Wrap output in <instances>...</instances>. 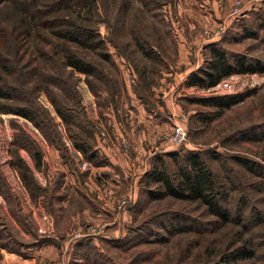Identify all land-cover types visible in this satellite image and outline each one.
Segmentation results:
<instances>
[{"label":"rangeland","instance_id":"obj_1","mask_svg":"<svg viewBox=\"0 0 264 264\" xmlns=\"http://www.w3.org/2000/svg\"><path fill=\"white\" fill-rule=\"evenodd\" d=\"M251 1L240 16L232 14L237 0H95L91 11L56 6V15L88 19L96 41L104 42L86 48L42 25L53 15L32 24L18 7L22 0H0V84L12 95L0 99V264H217L245 241L256 255L236 264H264V73L232 74L211 87L169 75L183 60L194 72L205 67L215 45L231 60L264 63V0ZM139 42L159 59L146 57ZM66 52L94 72L67 64ZM170 82L176 90L168 109ZM239 93L245 100L220 114L202 102ZM137 103L166 129L149 148L136 186L131 180L114 185L123 172L102 153L103 139L124 149L107 112L124 116ZM19 108L31 110L41 128L16 113ZM181 123L188 139L174 145L169 135ZM83 141L95 159L77 148ZM174 151L203 153L230 193L229 224L199 202L149 198L155 185H147L145 174L160 156L175 171ZM237 157L251 161L253 170ZM26 166L31 189L21 177ZM178 218L183 227H176Z\"/></svg>","mask_w":264,"mask_h":264},{"label":"trees","instance_id":"obj_2","mask_svg":"<svg viewBox=\"0 0 264 264\" xmlns=\"http://www.w3.org/2000/svg\"><path fill=\"white\" fill-rule=\"evenodd\" d=\"M3 0H1L2 2ZM52 1V2H47ZM22 0L18 7L24 10L26 17L34 24L35 20L50 17L53 21L50 23L42 22L43 26L52 24V33L55 37L76 43L86 48L102 47L104 42L96 41L97 34L90 25L88 19L82 20L79 16H71L65 18L63 15H56L58 6L59 9H72L73 5L87 6L91 11L93 9L95 0ZM30 9L29 7H31ZM29 22V21H28ZM29 33V32H28ZM27 33V34H28ZM138 46L144 55L148 58L159 59V55L151 49H148L144 43L139 42ZM67 53V64L84 73H93V67L79 59L73 54ZM105 55V54H104ZM106 56V55H105ZM108 57V55H107ZM244 73H264V63L255 61L247 57H237L231 60L228 54L222 49L215 47L211 51V57L207 61L205 67L193 72L189 80L188 86L211 87L217 85L224 78L232 74ZM246 96L239 93L235 95L213 96L202 99L204 105L218 108L219 114L225 109H229L245 100ZM0 99H12V95L0 84ZM16 113L26 118L35 121L36 125L41 128V123L37 122L33 117L31 110L26 108H19L15 110ZM60 115L66 120L72 118L71 115L66 114L59 108ZM53 141V140H52ZM77 148L82 150L90 157L95 159L96 154L91 151V146L86 142H78ZM213 158L216 153L210 152ZM38 165L42 163V154L38 150L34 153ZM173 159L176 163V169L172 173L162 156L154 160L153 167L145 174L147 185L154 184L155 187L148 190L149 198L152 200H160L166 197H173L178 200L199 202L205 207L207 213L216 217L217 221L223 225H227L232 221V212L229 208L230 193L225 184L217 178L213 170L203 158L202 152L189 151L180 154L178 151L172 153ZM237 161L242 163L245 167L253 170L251 161L237 157ZM26 171L21 170V177L24 183L31 189L34 184L32 174L26 166ZM176 227L182 226V221L178 218L175 223ZM178 225V226H177ZM248 241L242 246L233 249L231 252L224 254L220 262L217 264H236L239 261L254 258L256 250L247 247Z\"/></svg>","mask_w":264,"mask_h":264},{"label":"crops","instance_id":"obj_3","mask_svg":"<svg viewBox=\"0 0 264 264\" xmlns=\"http://www.w3.org/2000/svg\"><path fill=\"white\" fill-rule=\"evenodd\" d=\"M215 3L216 1L213 5L214 9L217 11ZM181 43L184 45L186 40ZM197 63L195 62V64ZM193 68L192 64L190 65L188 63V60H183V62L177 66V71L170 66L171 71L169 75L173 78V82L186 81L187 78L195 71L196 68ZM168 85L169 87L166 97L168 109H170L171 107H174L172 102L170 103L171 93L175 92L176 89L174 88V83L172 84L170 82ZM132 106H134L137 111H133L134 109L132 110ZM132 106L128 107L127 110L129 112L126 111L124 116L123 114L121 115V113L117 114L116 110L108 111L107 115L109 117V122L111 124L113 123L112 127L114 126V134L117 136L118 140L123 134H127L133 144V147L135 146V153L131 154L125 152L124 150L122 151L121 148L114 145L113 141H106L108 138L103 139L105 142L102 144V153L105 154L112 163L114 162L122 168L121 170L124 178L120 180L117 176H115L114 180H116V183H114V185L119 184L122 186L124 182L128 183L131 180L133 187H135L138 179L137 174L145 171L147 158L150 157L149 155L151 152L149 148H154L155 145L159 143L158 140L160 136L165 132L166 123L165 121L163 122L160 119H156L155 116L146 109L143 103H137V105L132 104ZM128 173L131 175L130 178Z\"/></svg>","mask_w":264,"mask_h":264},{"label":"built area","instance_id":"obj_4","mask_svg":"<svg viewBox=\"0 0 264 264\" xmlns=\"http://www.w3.org/2000/svg\"><path fill=\"white\" fill-rule=\"evenodd\" d=\"M252 2L251 0H237V2L235 3L234 8L232 9V14L235 16H240L244 14V7L246 5V3H250ZM103 136H105V133H102ZM188 139V132L187 129L185 127V123H181V124H176L174 126V129L172 131V133L169 135V139L168 141L174 145H182L185 144L186 141ZM120 143L122 148L124 149L125 152H127L128 150H130V147L133 146L130 138L127 136V134H123L120 137Z\"/></svg>","mask_w":264,"mask_h":264}]
</instances>
